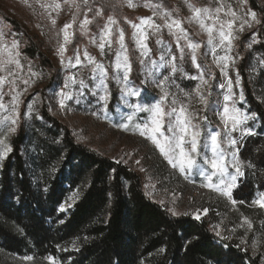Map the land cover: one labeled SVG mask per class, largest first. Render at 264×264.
Wrapping results in <instances>:
<instances>
[{"label": "rangeland", "instance_id": "374dc122", "mask_svg": "<svg viewBox=\"0 0 264 264\" xmlns=\"http://www.w3.org/2000/svg\"><path fill=\"white\" fill-rule=\"evenodd\" d=\"M92 1L87 0L85 3V0H74V2L73 0H0V32L4 33L3 39L9 45L13 40L18 41V48L14 54H18L17 59L20 62L19 67L15 64L8 66L13 75H8L7 71H0V77L6 76L7 80L12 82L0 86V102L6 106L5 109H0V121L9 115L16 120L15 124L10 120L0 123V141L3 142L0 143V149L6 151V147H10L8 140L10 135L29 118L40 117L41 110L45 107L54 117L73 130L79 142L115 161L139 170L146 179L147 193L156 201L169 207L176 214L193 213L195 217L199 215V219L211 216L215 221L214 227L220 234L227 233L231 236L236 234L245 243L264 251V228L256 224V219L264 215V208L255 202L250 205H240L233 199V193L243 175L238 143L256 132V127L251 124L255 118L250 115L246 106L241 68L244 61L248 72H251L247 57L250 49L260 43V34L264 37L262 15L254 11L247 0H190V3L196 7H208L213 10L222 2L224 5V12L220 13L222 20L231 19L224 14L229 7L240 18L234 24L235 38L231 50L217 48L213 53L211 47L207 45V32L201 29L198 22H188L192 11L187 6L186 0H151L153 5H163L155 11L161 14L171 13L172 18L180 19L187 30L189 40L201 44L196 52V63L200 65L197 68L192 62L191 49L186 46L187 42L181 39L178 45L176 35L171 34L167 28L154 32L152 28L145 26L147 39L144 43L147 48L140 47L137 37L133 36L136 29L128 21L138 24L139 17L151 16L156 24H163L161 16H153L154 9L145 6L146 0H133L135 7H130L128 0H119L118 4L127 14L124 19L128 26L127 30L123 26V21L106 13L105 6L109 0H101L104 3L99 4H92ZM260 1L264 5V0ZM56 3L61 5L60 9L43 6ZM98 11L102 13L99 16L96 15ZM4 12L19 20L35 36L41 50L53 61L56 68L54 76L44 68L39 58H31L27 55L24 50L26 40L3 18ZM250 13L256 14L255 21L252 20ZM110 16L117 23L111 26L113 30L111 47L106 46L102 51L99 47L101 42L99 37L108 24ZM85 19L91 23L83 25ZM244 20L248 23L241 31L240 24ZM206 22L211 23V21ZM65 24L71 25L68 29L71 39L65 45L66 51L62 63L59 48L64 43L61 30ZM120 29L124 32V43L131 64L127 80L124 79L123 70L115 68L116 54L120 48L117 42ZM85 52L89 57L94 58L95 63L89 61ZM77 54L80 64H76ZM226 54L234 59V63L229 62L227 69V77L232 80L233 93L232 101L227 103L231 107L234 102L236 108L252 117L227 135L224 134V126L219 115L226 103L224 97L228 94L227 77L221 73L220 67L215 62L217 57ZM256 55L260 59V53ZM3 58L0 56V59ZM69 58H71L70 63ZM97 63L107 69L106 77H102L100 70L96 69ZM135 72L140 74L145 88L134 84ZM201 75L207 81V85L201 84ZM69 77H75V82L70 81ZM177 79L194 82L193 95H188ZM161 81H164V90L170 94L166 108L171 105L173 98L184 104L190 103L189 110L196 114L194 123L199 124L202 132H205L203 130L205 125L208 128L207 132L221 131L220 140L226 153L228 172L237 175L235 186L231 189V199L215 189L203 187L202 185L207 181L198 174L197 170L181 173L178 168H173L152 142L139 134L137 126L147 120L148 113L145 112L144 115L143 112L136 111L133 106L155 103L162 94L159 86ZM66 83L67 88H65ZM222 84L225 87L222 88ZM198 86L207 99L206 107L199 102L196 94ZM62 89L71 95V99L65 100L64 107L60 104ZM129 89L138 91L140 95H129ZM146 90L157 93L155 101L151 104L144 99ZM113 97H116L117 103L114 112H111L109 109ZM209 101L212 103L208 107ZM129 116L132 117L131 120L128 119ZM203 117H207V120L201 119ZM229 140H235V144H230ZM201 143H203L202 139ZM197 162H200L199 158ZM237 168L239 174L236 172ZM217 179L213 177L212 183L217 184ZM225 179L228 182L227 177ZM246 221H251V227ZM262 260L264 264V252ZM43 263L51 264L47 258ZM0 264H36V262L34 259L26 260L0 249Z\"/></svg>", "mask_w": 264, "mask_h": 264}, {"label": "trees", "instance_id": "16d2710c", "mask_svg": "<svg viewBox=\"0 0 264 264\" xmlns=\"http://www.w3.org/2000/svg\"><path fill=\"white\" fill-rule=\"evenodd\" d=\"M247 1L262 15L264 32V5L260 0ZM118 2L109 0L106 13L123 21L127 30V14ZM3 18L26 40L27 55L39 58L54 76L53 61L35 36L7 12ZM250 50L251 72L243 61L241 75L256 132L238 143L243 175L233 199L240 205L253 204L264 196L261 34L260 43ZM135 74L134 84L145 88L140 74ZM177 81L193 95L194 82ZM156 97L154 91L144 92L150 104ZM116 103L113 97L111 112ZM207 129L205 125L203 133ZM8 140L11 151L4 154L0 149V249L5 253L32 257L36 264H44L48 257L59 264H263V249L257 250L236 234H220L211 216L174 215L147 193L146 179L139 170L79 142L73 130L45 107L40 117L23 122ZM256 221L264 228V215Z\"/></svg>", "mask_w": 264, "mask_h": 264}, {"label": "snow or ice", "instance_id": "6c2138e0", "mask_svg": "<svg viewBox=\"0 0 264 264\" xmlns=\"http://www.w3.org/2000/svg\"><path fill=\"white\" fill-rule=\"evenodd\" d=\"M74 2V0H73ZM87 0H85V3ZM128 4L130 7H135L133 0H128ZM187 6L192 11V16L188 18V22L191 23L196 21L199 23L201 29L207 32L208 40L207 45L211 47L213 53L217 48H223L227 51L231 50L232 41L235 38L233 34V28L235 21L240 19L236 16V13L231 10L229 7L228 11L225 14L227 17H231V19L222 20L220 18V13L224 12V5L221 2L218 7L214 10L208 7L200 8L196 7L190 0H186ZM44 7H55L56 9H60L61 5L56 3L54 5H43ZM145 6L152 7L154 9L153 16L160 15L163 19V24H156L155 20L150 17H139V23L134 24L132 21H128V23L132 24L133 28L136 29L133 32V36L137 37V42L139 43L142 49H146L147 45L144 41L147 39V34L144 31L145 26L148 28H152L154 32H159L161 28H167L169 32L177 37V44L179 45L180 40L183 39L187 42V47L191 49V58L193 64L197 68L200 67L199 64L196 63V52L200 49L201 44L193 42L189 40L187 30L183 27V23L180 19L172 18L171 13H158L155 11L156 8L163 7L160 5H153L151 0H146ZM101 12H97L96 15H101ZM252 20H256V14L250 13ZM206 21H211V23H207ZM259 23V21H256ZM91 23V21L85 19L83 21V25H87ZM117 21L113 17H108V24L102 30L100 34V44L99 47L103 51V49L108 46L111 47L112 44V25L116 24ZM248 21L244 20L240 24V30L242 31L244 25L247 24ZM53 24H55V20H53ZM251 26L250 24L248 25ZM71 27L70 24H65L64 28L61 30L63 32V40L64 43L60 45L59 54L61 56V62L64 61V53L66 51L65 45L70 42L71 33L68 29ZM4 33L0 32V56H3V59H0V71H7L8 75H13V73L9 70V65L15 64L17 67L20 66V62L17 59L18 54H14L15 50L18 48V41L13 40L9 45L3 39ZM118 44L120 46L119 50L116 54V63L115 68L117 70H123L124 79L127 80L128 73L131 71V64L129 62V58L127 55V47L124 43V32L123 29L119 30V38ZM181 54H183V48H181ZM85 56L88 57L89 61L95 63L94 58L89 57L88 53L85 52ZM76 64H80L79 54L76 55ZM175 58H173L174 60ZM71 62V58H69V63ZM216 64L220 67L221 73L227 77V69L229 67V62L234 63V59L229 55H224L222 57L216 58ZM96 69H99L102 77L107 76V69H105L101 64H96ZM95 71V69H94ZM175 71V68H173ZM201 84L207 85V81L203 79L201 75ZM69 80L75 82V77H69ZM5 83H12L7 80V77H0V86ZM27 83V81H25ZM83 83L82 81L80 82ZM103 83V80L101 81ZM237 83H239V78L237 77ZM164 81L160 82L161 87V96L155 103L151 105H134V109L136 111L146 112L148 113V118L143 122L142 125H138L137 128L139 130V134L142 137H146L149 139L152 144L159 150L160 154L167 160V162L173 167L178 168L181 173H190L193 170H197L198 174L204 177L207 183L203 184V187L215 189L221 194L227 196L231 199V189L235 186V181L237 179V175L229 174L228 168L226 166V153L221 145V131H210L208 133H203L199 124L194 123L196 119V114L190 111V103L184 104L178 102L175 98L171 100V105L166 108L169 100V93L164 90ZM68 87V84H65V88ZM221 87H225V85H221ZM228 94L225 95L224 100L225 104L223 106V111L219 113L221 117V122L224 126V134L227 135L231 131H235L242 123L246 122L249 117L248 115L242 113L239 108H236L233 105L230 107L227 103L228 101H232V80L230 77H227V85ZM128 94L132 96H139L140 93L138 91H134L129 89ZM196 94L199 97V102L202 103L205 107L207 106V99L204 93L201 91V87L198 86L196 89ZM61 107L65 106V100L71 99V95L65 93L63 89L61 90ZM241 100L243 99V94L240 96ZM6 106L0 102V109H5ZM14 111V109H13ZM132 119L131 116L128 118ZM203 120H207V117L201 118ZM11 121L12 124L16 123V120L12 118V116H5L3 121L0 123ZM14 131V129H12ZM251 131L250 129L248 130ZM203 138V143H201V139ZM0 143H3L0 141ZM230 144H235V140H229ZM11 151L10 147H6L5 154ZM235 155V154H233ZM197 158H199V163L197 162ZM139 163V162H137ZM237 174H239V169H236ZM217 177L218 183L213 184L212 178ZM227 181L226 182V178ZM235 203V201H233ZM260 207L264 208V196L261 197L260 200L255 201ZM207 211L206 209L204 210ZM175 215L176 213L173 212ZM196 218L199 219V215H196ZM251 227V221H246ZM219 235V233H217ZM26 260H32V257H24ZM51 264H56L54 258H47Z\"/></svg>", "mask_w": 264, "mask_h": 264}]
</instances>
